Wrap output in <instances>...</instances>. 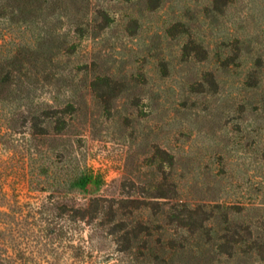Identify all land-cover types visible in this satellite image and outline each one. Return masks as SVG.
I'll return each mask as SVG.
<instances>
[{"label":"rangeland","instance_id":"obj_1","mask_svg":"<svg viewBox=\"0 0 264 264\" xmlns=\"http://www.w3.org/2000/svg\"><path fill=\"white\" fill-rule=\"evenodd\" d=\"M0 264H264V0H0Z\"/></svg>","mask_w":264,"mask_h":264}]
</instances>
